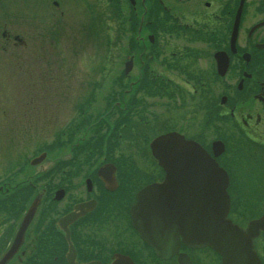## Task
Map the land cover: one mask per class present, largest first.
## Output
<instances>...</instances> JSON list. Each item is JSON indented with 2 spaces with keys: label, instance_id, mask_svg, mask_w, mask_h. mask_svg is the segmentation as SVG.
Masks as SVG:
<instances>
[{
  "label": "flooded vegetation",
  "instance_id": "af4514ba",
  "mask_svg": "<svg viewBox=\"0 0 264 264\" xmlns=\"http://www.w3.org/2000/svg\"><path fill=\"white\" fill-rule=\"evenodd\" d=\"M69 2L0 0V78L3 64L15 60L24 73L21 82L31 88L33 111L39 98L69 99L64 73L60 86L56 75L58 51L66 46L58 39L70 32ZM100 2L108 4L116 30L136 32L129 43L136 74L119 76L115 84L126 87L105 92L106 101L97 91L100 83L87 81L64 113L63 148L39 165L23 153L30 144L21 145L23 130L7 138L9 129L0 123V264H68L73 252L79 262L111 264L128 257L133 264H180L179 255L192 248L180 243L168 257L156 255L130 214L138 192L165 179L166 166L152 156L150 142L170 131L200 142L212 156V142L221 141L215 159L232 180V191L264 195V0H93L83 30L99 29ZM134 43L142 51L135 52ZM147 48L151 53L143 59ZM218 51L228 60L224 74L217 70ZM161 65L178 69L192 91L162 75ZM200 107L210 139L197 132ZM4 111L0 107V115ZM53 126L51 113L44 135L38 125L25 130L31 141L41 134L47 139L42 146H54ZM68 213L76 217L61 222ZM229 214L233 218L236 211ZM246 220L238 222L244 226Z\"/></svg>",
  "mask_w": 264,
  "mask_h": 264
},
{
  "label": "water",
  "instance_id": "95a60500",
  "mask_svg": "<svg viewBox=\"0 0 264 264\" xmlns=\"http://www.w3.org/2000/svg\"><path fill=\"white\" fill-rule=\"evenodd\" d=\"M224 64L222 68L219 65L221 74L227 61ZM130 66L131 61H127L125 71ZM220 145L219 141L213 142L214 149ZM150 148L152 156L166 166V176L163 182L151 183L138 192L131 216L134 227L155 252L168 256L174 251L172 243L176 247L181 241L189 247H210L220 255V264H261L253 242L264 231V214L250 220L245 227L227 217V174L215 159L199 143L173 131L153 138ZM45 156L43 151L31 163L37 164ZM75 217L76 213H68L60 220L70 221ZM69 254V264H79L74 252ZM179 262L192 264L185 253L179 255Z\"/></svg>",
  "mask_w": 264,
  "mask_h": 264
},
{
  "label": "rangeland",
  "instance_id": "374dc122",
  "mask_svg": "<svg viewBox=\"0 0 264 264\" xmlns=\"http://www.w3.org/2000/svg\"><path fill=\"white\" fill-rule=\"evenodd\" d=\"M81 0H70L69 2V11H70V32L67 34L63 40L62 36L59 37V43H66L63 48L58 51L60 60L56 62L58 69L56 68V75L59 73L58 85L60 86L62 83L61 73L66 79V82L63 84L65 87V91H67L69 95V99L67 100V96L64 97L63 94H54L51 99L46 100V98H39L38 105L39 108L37 110H31L28 104L29 102V92L30 86H26L20 76L24 74L15 60L6 61L2 71V77L0 78V107L5 109L4 113L0 115V123L3 124L9 131H5L8 133L7 138L14 137L15 129L19 128L23 130L22 133V144L23 145L26 140L30 142L29 145L22 147L23 153L30 156L37 152L39 149L43 148L42 143H45L47 139H40V135L37 137V140H30V133L25 130L26 125H38L41 130L44 131L47 128V124L49 122V116L53 113V133L58 132L60 129V125L62 123V119L64 117V113L66 112L67 107H71L77 101V98L82 96L85 91L84 87V77L85 76H103L105 82L110 80H116V77L123 74V64L126 59V53L128 50V44L130 43V39L136 38V33H125L123 31H118L115 29L116 23L111 20L110 12L107 7H104L103 4L100 7V11L104 10L100 14L101 21L99 25H101V29L96 32H86L83 31L82 23L84 18L88 17V14L85 12L86 5H82ZM86 4L92 2V0H86ZM80 19V20H79ZM75 31V32H73ZM30 39L28 38V42ZM50 42V41H49ZM171 43L178 44V48H180V41L171 40ZM31 43H38L33 40ZM26 59H29V52L26 51ZM108 61V63H107ZM61 62V63H60ZM203 64V61H200ZM29 63V62H28ZM106 64L105 73L100 74L102 71L101 64ZM172 68V67H171ZM184 69V68H183ZM158 71L163 75L169 76L174 79L181 89L185 91H192L189 85L185 86L181 82L180 71L176 70H165L163 66L159 67ZM184 73V72H183ZM131 74H136V69L131 72ZM185 74V73H184ZM183 74V75H184ZM16 76V77H14ZM186 78V76L184 75ZM3 80L5 82H3ZM3 82V84H2ZM25 86L26 89H22ZM61 88V87H60ZM4 90V93H3ZM56 90V86L54 88ZM102 91H106V85L102 87ZM100 96V95H98ZM101 100H104V96ZM48 102V103H47ZM188 102L190 103V99L188 98ZM196 111L203 112L204 110L200 107ZM184 119V118H182ZM185 121L182 120V129H185ZM18 125V126H17ZM197 125H198V135L203 139H210L211 132L208 129H205L200 124V113L197 112ZM38 129V128H37ZM59 129V130H58ZM44 135V132H42ZM17 135V132H16ZM46 135V132H45ZM45 137V136H44ZM50 139V137H49ZM48 139V142H49ZM61 142V138L57 139L56 145ZM14 143V140H13ZM15 144V143H14ZM46 146V145H45ZM44 146V147H45ZM19 149L18 146H13L12 151L15 149ZM63 148L62 146L51 147L53 153H57V151ZM50 149V148H49ZM17 151V150H16ZM16 153V152H15ZM233 193V194H232ZM231 195V206L236 211V214H233V218L238 219L243 217L246 214H256L260 211L264 210V197L260 196L259 198L253 199L248 198L249 200L245 201L238 196V193L232 191ZM248 197V195H247ZM253 199V200H252ZM254 201L250 205L254 207H249L244 204L243 208L239 210L237 207L241 205V201L248 202ZM256 200V201H255ZM255 202L257 204H255ZM256 206H255V205ZM238 215V216H237ZM257 248L259 249L260 256L264 262V237H260L258 242L256 241ZM197 259L200 264H217L218 260L216 254L210 250H204L197 252ZM194 259V256H193ZM195 264H198L195 262Z\"/></svg>",
  "mask_w": 264,
  "mask_h": 264
}]
</instances>
